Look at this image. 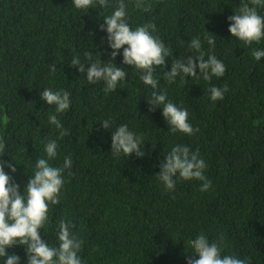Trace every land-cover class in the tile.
Returning a JSON list of instances; mask_svg holds the SVG:
<instances>
[{
    "label": "trees",
    "instance_id": "trees-1",
    "mask_svg": "<svg viewBox=\"0 0 264 264\" xmlns=\"http://www.w3.org/2000/svg\"><path fill=\"white\" fill-rule=\"evenodd\" d=\"M147 2L151 8L144 12L134 0H125L128 24L133 30L156 25L153 35L170 52L165 71H171L176 57L199 56L189 48L197 37L205 60L212 54L226 67L223 77L211 81L187 77L182 83L178 77L170 83L159 68L154 73L159 89L187 109L199 131L191 136L170 132L162 109L150 110L153 90L141 81V71L123 65V49L111 62L125 68L126 83L114 92L105 93L103 82L88 84L86 74L70 66L74 57L89 63L86 53L110 61L101 25L115 0L88 12L77 10L72 0H0V137L5 144L0 160L17 168L15 174L7 167L5 172L23 193L36 160L47 158L48 140L58 144L53 166L63 167L71 157L60 203L51 206L41 237L57 246L58 222L70 221L84 242L83 264H187L195 254L190 241L201 233L220 244L222 255L264 264V57L254 59L264 40L245 46L228 31V17L239 12L242 0ZM257 11L264 17V7ZM208 33L216 37L214 47ZM225 85L224 99L211 101L207 89ZM45 88L70 92V108L57 113L48 106L40 99ZM50 115L57 116L61 129L49 123ZM105 120L111 122L109 130L101 125ZM122 124L143 138V158L111 154V131ZM178 144L198 150L204 159L212 182L207 192L199 181H180L169 191L156 177L164 155ZM6 251L26 264L23 247Z\"/></svg>",
    "mask_w": 264,
    "mask_h": 264
},
{
    "label": "clouds",
    "instance_id": "clouds-1",
    "mask_svg": "<svg viewBox=\"0 0 264 264\" xmlns=\"http://www.w3.org/2000/svg\"><path fill=\"white\" fill-rule=\"evenodd\" d=\"M72 4L77 10L88 12L97 5L101 9L108 8L110 0H72ZM134 6L144 12L150 11L151 8L147 0H134ZM257 7H264V0H249L248 3L242 0L239 12L228 17V31L245 46L264 40V17L258 13ZM155 30L156 25L152 23L133 30L128 24L125 0H115L112 13L103 19L101 25V31L107 33L108 47L111 49L110 61L103 62L101 58L93 60L92 53H86L89 63H81L78 57H74L70 66L77 68L81 74H86L88 84L103 82L105 93L114 92L120 83H126L125 68L117 67L111 62L123 49V65L140 70L141 81L153 90L151 99L147 100L151 106L150 110L162 109L170 132L191 136L199 129H193L187 109L177 107L167 99L166 90L159 89V81L154 75L156 69L163 71L170 83H174L178 77L183 83L187 77L202 78L205 81H211L213 76L223 77L226 67L215 55L210 54L205 60V54L201 51V40L197 37L191 39L189 48L198 52L199 56L176 57L172 59L171 71H165L170 52L165 43L153 35ZM208 34V44L214 47L216 37ZM262 57L264 50L254 51L256 61ZM85 65H88L86 73ZM52 67L55 70V66ZM227 91L226 85L223 88L213 86L207 89L213 102L223 100ZM70 95L66 90L53 91L45 88L40 93V99L48 106H55L57 113H63L70 108ZM49 123L57 129L62 128L56 115L49 116ZM110 124L109 120H105L101 125L104 130H109ZM111 132L112 155L128 158L135 154L138 158L144 157L143 138L130 131L126 124ZM66 134L64 131L60 132L61 136ZM4 148L3 138L0 137V152H3ZM44 151L47 158L36 160L35 170L33 175L28 177L23 193L20 186L14 182L13 176L5 172L7 167L15 174V164H5L0 160V257L4 258V264H20L21 258L18 255H9L6 251L13 247H23L26 250V264H83L79 253L84 242L72 231L74 225L70 221L61 219L58 222L57 246H51L41 237V230L49 220L51 206L60 203L65 182L64 171L72 166L71 157H65L63 167L50 163L58 155V144L55 140H48ZM164 160L165 162L159 165L160 172L156 177L167 190L174 191L180 181H199L202 192L211 188L212 182L205 175V161L200 157L198 150L192 151L189 147L178 144L164 155ZM190 245L195 254L189 255L187 264H249L246 259L235 255H222L220 244L210 242L203 233L191 240Z\"/></svg>",
    "mask_w": 264,
    "mask_h": 264
}]
</instances>
